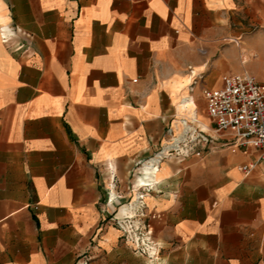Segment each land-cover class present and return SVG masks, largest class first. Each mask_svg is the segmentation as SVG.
<instances>
[{
    "label": "crops",
    "instance_id": "1",
    "mask_svg": "<svg viewBox=\"0 0 264 264\" xmlns=\"http://www.w3.org/2000/svg\"><path fill=\"white\" fill-rule=\"evenodd\" d=\"M242 73L264 82V0H0V264H264L261 151L215 134L203 95ZM193 116L219 149L161 165L149 259L112 220Z\"/></svg>",
    "mask_w": 264,
    "mask_h": 264
},
{
    "label": "built area",
    "instance_id": "2",
    "mask_svg": "<svg viewBox=\"0 0 264 264\" xmlns=\"http://www.w3.org/2000/svg\"><path fill=\"white\" fill-rule=\"evenodd\" d=\"M14 36L11 29L2 30L5 44L10 43ZM23 49L24 45L15 46L16 51ZM203 95L215 134L231 137L232 144L229 146L233 147V151L253 145L261 151V158L264 160V82L249 73L233 74L226 78L222 87L205 89ZM179 125V131L173 127L167 129L160 149L142 163L134 174L138 182V178L145 175L146 168L152 169L153 178L147 179L146 183L133 185V189L137 188L135 201L129 204L122 217L112 220L134 251L149 259L158 258L160 247L153 240L152 230L146 222L145 199L155 190L156 175L161 165L173 158H204L219 149L216 139L203 128L196 116L180 119ZM255 166H243L242 170L250 173ZM115 200L116 197L110 198L111 202ZM92 260L93 257L85 253L77 264H91Z\"/></svg>",
    "mask_w": 264,
    "mask_h": 264
},
{
    "label": "bare ground",
    "instance_id": "3",
    "mask_svg": "<svg viewBox=\"0 0 264 264\" xmlns=\"http://www.w3.org/2000/svg\"><path fill=\"white\" fill-rule=\"evenodd\" d=\"M153 173L154 171L152 169H145V175L141 176L138 178V184L146 183L148 180L147 179H152L153 178Z\"/></svg>",
    "mask_w": 264,
    "mask_h": 264
}]
</instances>
